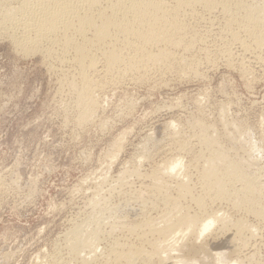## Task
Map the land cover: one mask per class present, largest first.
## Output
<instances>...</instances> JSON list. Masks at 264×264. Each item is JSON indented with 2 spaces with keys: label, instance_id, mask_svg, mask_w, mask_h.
Here are the masks:
<instances>
[{
  "label": "rangeland",
  "instance_id": "rangeland-1",
  "mask_svg": "<svg viewBox=\"0 0 264 264\" xmlns=\"http://www.w3.org/2000/svg\"><path fill=\"white\" fill-rule=\"evenodd\" d=\"M3 1L0 8L20 2ZM203 9L195 5L193 14L183 16L200 37L191 41L194 46L190 43L185 52L172 48L193 64L181 66L172 59L169 69L149 66L141 71L146 75L140 72L144 77L113 73L98 79L89 71L102 86L93 87L94 108L81 122L75 93L67 85L71 77L80 82L72 54L65 53L60 62L57 52L51 58L42 49L28 53L10 36L20 30L6 28L0 19V264H74L68 257L69 229L86 226L89 215L112 221L129 193L147 181L127 170L146 174L178 153L171 145L172 128L192 140L196 119L213 125L223 143L222 120L235 124L241 141L254 142L255 168L264 170V50L245 51L218 24L200 22ZM219 12L212 15L216 22L223 18ZM183 156L185 163L191 157ZM192 175L197 183L195 171ZM247 219L260 225L253 263L264 264V226L252 216ZM223 239L215 238L218 249L228 246Z\"/></svg>",
  "mask_w": 264,
  "mask_h": 264
},
{
  "label": "bare ground",
  "instance_id": "bare-ground-1",
  "mask_svg": "<svg viewBox=\"0 0 264 264\" xmlns=\"http://www.w3.org/2000/svg\"><path fill=\"white\" fill-rule=\"evenodd\" d=\"M261 1L20 0L16 7L0 8V19L6 28L20 30L18 36H10L15 45L28 53L42 49L51 58L57 52L54 56L60 62L65 53L72 54L80 82L71 77L67 85L75 93L81 122L87 120L94 108L92 89L98 84L97 76L113 73L134 76L138 72L140 75L149 66L166 70L172 59H178L181 66L189 64L191 59L186 60L180 53L176 56L172 48L187 50L191 41L200 38L183 19L187 12L193 14L195 5H201L206 13L203 17L201 14L200 22L218 24L245 51L264 50V1ZM217 8L223 18L216 22L212 15ZM261 61L264 64V58ZM89 71L94 72V79ZM168 123L173 127L172 121ZM221 124L225 143L214 134L213 125L201 119L192 122L195 129L192 140L172 128L171 145L178 153L171 154L146 174L133 166L126 169L129 175L139 179L143 176L147 181L143 180L123 200L118 215L111 213L112 221L105 223L104 217L89 215L84 220L86 226L78 224L69 229L66 233L69 259L74 264H256L254 245L258 243L253 239L259 229L247 217L252 216L264 226V170L255 168L258 159L252 154L251 144L240 140L238 127L228 120H222ZM183 153L191 155L186 163ZM221 235L229 248L226 244L227 249H218L219 241L216 243L215 238ZM247 247L251 251L243 253Z\"/></svg>",
  "mask_w": 264,
  "mask_h": 264
}]
</instances>
